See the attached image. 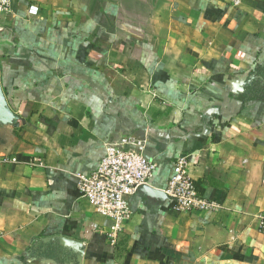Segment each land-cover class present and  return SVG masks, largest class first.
Returning <instances> with one entry per match:
<instances>
[{
  "label": "crops",
  "instance_id": "1",
  "mask_svg": "<svg viewBox=\"0 0 264 264\" xmlns=\"http://www.w3.org/2000/svg\"><path fill=\"white\" fill-rule=\"evenodd\" d=\"M13 1L0 72L20 125L0 124V264H79L56 236L82 243L81 264H264V0ZM129 134L157 163L148 186L165 191L185 157L214 210L137 192L112 243L77 175Z\"/></svg>",
  "mask_w": 264,
  "mask_h": 264
},
{
  "label": "built area",
  "instance_id": "2",
  "mask_svg": "<svg viewBox=\"0 0 264 264\" xmlns=\"http://www.w3.org/2000/svg\"><path fill=\"white\" fill-rule=\"evenodd\" d=\"M13 5V0H0V15L14 14ZM39 13L40 9L35 4L29 5L26 10L29 18L37 17ZM147 143L145 135L122 136L106 145L105 155L93 173L77 175V189L81 198L87 200L98 214L112 221L113 226L108 233L112 243L116 242L132 219L129 199L139 192L141 186L148 185L157 169V163L145 155ZM1 162L16 164L17 160L14 157H2ZM31 165L43 167L44 162L40 158H33ZM187 166V158L176 159L165 194L181 212L214 210V204L199 196ZM261 227H264V220L261 221Z\"/></svg>",
  "mask_w": 264,
  "mask_h": 264
},
{
  "label": "water",
  "instance_id": "3",
  "mask_svg": "<svg viewBox=\"0 0 264 264\" xmlns=\"http://www.w3.org/2000/svg\"><path fill=\"white\" fill-rule=\"evenodd\" d=\"M0 124L10 125L14 127H19L20 125V116H18L10 107L7 100L6 94L2 87L1 83V72H0ZM141 193L146 194L148 197H158L160 199L168 198L163 190H156L148 185H143L138 190ZM55 241L59 246L64 250H72L73 253L77 256V261L79 264L82 263L84 250L82 243L74 240L72 238L56 236L46 239V241Z\"/></svg>",
  "mask_w": 264,
  "mask_h": 264
}]
</instances>
